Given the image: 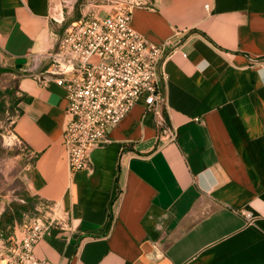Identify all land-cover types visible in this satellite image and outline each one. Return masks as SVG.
Instances as JSON below:
<instances>
[{"label":"crops","instance_id":"crops-1","mask_svg":"<svg viewBox=\"0 0 264 264\" xmlns=\"http://www.w3.org/2000/svg\"><path fill=\"white\" fill-rule=\"evenodd\" d=\"M104 1L99 15L117 11ZM133 1V28L171 41L162 113L176 138L159 137L141 100L91 150V169L71 171L66 90L23 73L33 53L57 46L60 0H0V63L17 76L12 130L32 157L28 190L67 217L35 253L44 264H264V0Z\"/></svg>","mask_w":264,"mask_h":264},{"label":"built area","instance_id":"built-area-1","mask_svg":"<svg viewBox=\"0 0 264 264\" xmlns=\"http://www.w3.org/2000/svg\"><path fill=\"white\" fill-rule=\"evenodd\" d=\"M117 11L83 15L66 26L57 46L33 53L23 73L40 84L53 81L66 90L68 121L63 145L71 171L91 169L90 152L109 141V130L119 124L141 100L157 115L159 137L173 141L176 130L162 113L168 76L160 68L171 41L156 44L132 24L133 0H110ZM208 4L205 5L208 8ZM13 141L21 142L12 130ZM37 214L24 213L9 238L0 236V264H44L35 245L53 228L66 226V213L55 201L40 202ZM247 220L252 213L243 212Z\"/></svg>","mask_w":264,"mask_h":264},{"label":"rangeland","instance_id":"rangeland-1","mask_svg":"<svg viewBox=\"0 0 264 264\" xmlns=\"http://www.w3.org/2000/svg\"><path fill=\"white\" fill-rule=\"evenodd\" d=\"M105 5L107 2L104 0H60L66 26L85 14H105ZM16 82V74H0V102L4 107L0 112V199L1 202L9 200V203H24L27 195L33 197L29 193L25 177L26 167L32 157L22 141H13L8 134L11 120L18 113ZM37 205L38 202L36 207Z\"/></svg>","mask_w":264,"mask_h":264},{"label":"trees","instance_id":"trees-1","mask_svg":"<svg viewBox=\"0 0 264 264\" xmlns=\"http://www.w3.org/2000/svg\"><path fill=\"white\" fill-rule=\"evenodd\" d=\"M66 26V23H64ZM10 72L13 73L14 70L10 66H4L0 63V74ZM4 110L2 103L0 102V112ZM2 199H0L1 203ZM24 203L11 202L7 205L6 209L0 214V231H6L8 225H13L15 221L21 222L24 213L31 215L37 214L36 202L37 199L34 197L26 196ZM4 233V232H3ZM4 235H6L4 233Z\"/></svg>","mask_w":264,"mask_h":264},{"label":"water","instance_id":"water-1","mask_svg":"<svg viewBox=\"0 0 264 264\" xmlns=\"http://www.w3.org/2000/svg\"><path fill=\"white\" fill-rule=\"evenodd\" d=\"M26 59H24V58H21V59H17V62L18 63H21V62H24Z\"/></svg>","mask_w":264,"mask_h":264}]
</instances>
